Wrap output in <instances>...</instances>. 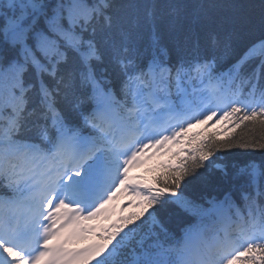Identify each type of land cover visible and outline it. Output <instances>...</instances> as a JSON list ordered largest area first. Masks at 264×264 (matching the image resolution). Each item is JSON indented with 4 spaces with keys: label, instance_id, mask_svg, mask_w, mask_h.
Listing matches in <instances>:
<instances>
[{
    "label": "trees",
    "instance_id": "trees-1",
    "mask_svg": "<svg viewBox=\"0 0 264 264\" xmlns=\"http://www.w3.org/2000/svg\"><path fill=\"white\" fill-rule=\"evenodd\" d=\"M261 41L264 0H0V159L34 142L50 118L78 121L90 77L124 103L120 61L125 65L127 57L151 60L159 52L173 67L201 59L221 72L243 64L240 59ZM239 79L245 89L256 79L260 91L264 60L241 65ZM202 138L206 143L187 167L150 176L148 188L179 201L146 207L145 227L154 237L179 235L196 212L239 190L262 206L264 187L254 195L251 183L264 181V116ZM0 190L9 198L7 188Z\"/></svg>",
    "mask_w": 264,
    "mask_h": 264
},
{
    "label": "rangeland",
    "instance_id": "rangeland-1",
    "mask_svg": "<svg viewBox=\"0 0 264 264\" xmlns=\"http://www.w3.org/2000/svg\"><path fill=\"white\" fill-rule=\"evenodd\" d=\"M0 252H1L0 255H4V260H7V257L5 256V253L2 252V250H1V247H0ZM20 264H25V263H22V262H21Z\"/></svg>",
    "mask_w": 264,
    "mask_h": 264
},
{
    "label": "bare ground",
    "instance_id": "bare-ground-1",
    "mask_svg": "<svg viewBox=\"0 0 264 264\" xmlns=\"http://www.w3.org/2000/svg\"><path fill=\"white\" fill-rule=\"evenodd\" d=\"M9 258L12 259L16 263V260H15L16 256H14V254H11Z\"/></svg>",
    "mask_w": 264,
    "mask_h": 264
}]
</instances>
